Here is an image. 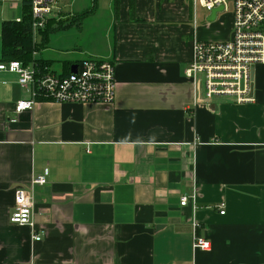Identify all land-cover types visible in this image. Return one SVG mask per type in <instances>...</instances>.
Here are the masks:
<instances>
[{"label":"crops","instance_id":"obj_1","mask_svg":"<svg viewBox=\"0 0 264 264\" xmlns=\"http://www.w3.org/2000/svg\"><path fill=\"white\" fill-rule=\"evenodd\" d=\"M116 2L105 48L87 56L114 61L112 103L39 100L10 121L28 95L0 72V264H264V64L254 102H196L191 41L227 39L231 13L202 23L185 0ZM22 13L0 0V62L2 24ZM19 187L33 226L9 221ZM195 234L211 249H193Z\"/></svg>","mask_w":264,"mask_h":264},{"label":"built area","instance_id":"obj_2","mask_svg":"<svg viewBox=\"0 0 264 264\" xmlns=\"http://www.w3.org/2000/svg\"><path fill=\"white\" fill-rule=\"evenodd\" d=\"M22 2V0H6ZM32 37L45 28L51 18H59L68 6L67 0H29ZM195 21L196 7L211 13L221 7L230 11L231 32L225 40L191 41V60L184 75L192 83L196 102L210 103L214 99H230L237 104L252 103L251 67L264 64V0H190ZM231 3V9H229ZM67 13V11H66ZM209 16V15H208ZM15 21H21L17 18ZM195 23V22H194ZM37 58V53L33 52ZM65 75L53 72L46 65L31 62L27 65L19 60L0 62V72L17 76L19 86L28 95L15 104L14 117L34 107L39 100L67 103H112L115 97L116 79L114 61L102 57H86L69 64ZM76 71L71 72V67ZM46 183V173L35 176L31 185ZM14 210L9 221L20 226H33L32 211L34 198L31 190L17 188L14 196ZM188 202V196L180 198V205ZM223 214V211L220 212ZM39 240L38 235L33 236ZM192 248L208 251L211 243L194 235Z\"/></svg>","mask_w":264,"mask_h":264},{"label":"rangeland","instance_id":"obj_3","mask_svg":"<svg viewBox=\"0 0 264 264\" xmlns=\"http://www.w3.org/2000/svg\"><path fill=\"white\" fill-rule=\"evenodd\" d=\"M66 3L69 4L65 10L63 9V13L67 11L64 18L47 33L45 42L40 43L39 35L36 41L39 44L38 52L41 53V57L51 58L52 68L57 71L61 70L64 61L67 63L68 60L85 58L90 53L101 52L100 50L105 48L106 40L112 33L110 25L117 13L113 0H95V3L93 0H67ZM185 3L193 12L190 0H185ZM92 5L95 7L91 13L69 24L72 15L90 9ZM229 9H231V3H229ZM227 14H230V11L218 13L217 18L209 22L207 20L208 11L200 6L196 7V21L202 23H218L217 21Z\"/></svg>","mask_w":264,"mask_h":264},{"label":"trees","instance_id":"obj_4","mask_svg":"<svg viewBox=\"0 0 264 264\" xmlns=\"http://www.w3.org/2000/svg\"><path fill=\"white\" fill-rule=\"evenodd\" d=\"M133 0H130V4ZM95 3V0H93ZM115 8H117L116 0H113ZM23 4V13L21 21H5L2 24V61L9 60H19L23 64L27 65L31 62H37L42 65L49 67V64L52 61L43 59V58H34L33 52H38V43L33 41L32 30H31V14H30V1L22 0ZM131 9L133 8V3L130 5ZM94 5L89 9L82 11L79 14L72 15V20L69 24H73L75 19H78L82 16L88 15L94 9ZM67 13H63L65 16ZM62 16V13H61ZM60 20L56 18H51L47 21V24L44 29L40 30L41 38H46L47 33L53 29L54 26H57ZM68 26V24H66ZM42 44V42H40ZM71 61L67 62L66 71L62 73L65 75L69 72Z\"/></svg>","mask_w":264,"mask_h":264},{"label":"water","instance_id":"obj_5","mask_svg":"<svg viewBox=\"0 0 264 264\" xmlns=\"http://www.w3.org/2000/svg\"><path fill=\"white\" fill-rule=\"evenodd\" d=\"M221 9H222L221 7L216 8V9H213V10L211 11V13L209 14L207 20H208L209 22L214 21V20H215V17H216V13H217L218 11H221ZM75 71H76V66L71 67V72H75Z\"/></svg>","mask_w":264,"mask_h":264}]
</instances>
